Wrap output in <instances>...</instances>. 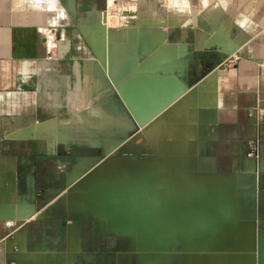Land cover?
<instances>
[{"label":"crops","instance_id":"crops-1","mask_svg":"<svg viewBox=\"0 0 264 264\" xmlns=\"http://www.w3.org/2000/svg\"><path fill=\"white\" fill-rule=\"evenodd\" d=\"M100 24L103 60L92 39ZM198 49L228 57L191 139L194 167L240 177L237 218L238 200L253 198L243 213L264 222V0H0V264H142L137 239L70 200L66 188L95 155L37 137L34 124L95 94L94 77L113 87L109 67L127 102L163 103L177 93L183 56ZM252 172L263 181L255 194L242 178ZM198 251L159 264H241L240 255Z\"/></svg>","mask_w":264,"mask_h":264},{"label":"rangeland","instance_id":"rangeland-1","mask_svg":"<svg viewBox=\"0 0 264 264\" xmlns=\"http://www.w3.org/2000/svg\"><path fill=\"white\" fill-rule=\"evenodd\" d=\"M127 13L129 15L125 16L131 19L133 15L131 13L133 12L128 11ZM132 20L130 21L132 22ZM113 22L112 19L109 21V23ZM104 25L100 24V26L98 25L96 27V35L92 38L93 43L98 51H100V58L102 60L104 59L101 50L104 41L102 32L106 30V26ZM130 30H132L131 34H133L134 28L130 27ZM109 33L112 34V31L110 30ZM97 37L98 39H95ZM117 54L116 49V52L114 50L111 54L109 53V58L113 61L116 57H119ZM160 59L158 55L154 60L157 62L161 61ZM150 61L152 62L153 60ZM190 63L194 66L192 58H189L187 54L185 58L183 56V66L181 71L178 72V77L182 80L178 83L177 93L175 95H169L168 98L165 97L166 100L163 103L157 101L155 104L151 102L150 104L147 102L143 104L142 102L139 103V99L137 100L136 98L135 103H131L130 101L125 102V99L117 93L114 86H109L108 80L104 77L99 79L98 77H94L97 88L95 90V85L93 86L95 94L90 95L86 93L80 97L82 99L79 102L75 104L70 103L72 106L71 109L69 108L70 112L66 113L62 118H50L44 120L43 122H48L43 124H34L37 132L35 135L39 138L51 140L52 142L53 140H60L61 142L71 143L75 146L74 148L80 149L81 154L84 156L87 154L95 155L92 159L86 158L88 160L87 163H85V166L84 164L82 165L80 172L66 188L71 193L70 200L76 206L91 211L101 217H103V212L108 216L106 208L109 204L114 203L116 200H121L123 197L124 200H129L128 202L131 205L130 211L134 214L132 218L137 215L140 216H137L136 219L131 218L128 221L126 220L127 224L125 223L127 226L125 228L126 231L131 232H127L129 233L128 235L134 239L138 238L139 251L137 249L134 250V255L138 262L142 263L140 260L142 259L143 261L156 263L169 255L171 259L176 258L178 256L176 254L182 250L181 245L178 244L181 243L185 251H192L193 254H196V251H200V249H205L209 252V258L213 255H218L223 258L240 255L242 257V260L240 259L241 264H264V222L258 219L256 220L253 217H248V214L243 213V208L244 210L245 208L250 210L249 205L252 206L253 198L238 200L240 206L242 204V212L232 225L223 230L222 234L217 235L225 226V222L217 230L219 232L216 234L209 232L207 234L205 233V235L202 234L204 235L202 236L203 240L201 237H198L201 243L206 241L199 249L190 250L196 248L201 243L198 241V243H193L192 245L184 244V241L180 239L179 232L176 231L177 220L188 219L191 215L198 218L199 216L195 211L209 201L223 202L227 206L233 203L235 210L236 201L234 195L236 196L237 190L241 185L240 177L236 175L209 174L199 172L194 167L191 139L197 134L198 124H202L204 121V115L201 110H204L203 107L206 110L210 109L209 107L212 102L210 83L214 78L212 74L215 72V69L209 71L206 65L200 67V62L199 69L201 75L196 76L195 69H191ZM109 74L111 75L110 69ZM98 83L100 84L98 85ZM131 86L132 84L129 85L127 91L131 90ZM145 87H148V90H152L149 82ZM185 87L187 90L182 92ZM119 89L121 90V88ZM105 90L108 91L109 96H105ZM121 91L123 94V90ZM164 94L166 93L164 92ZM205 97L207 101L201 100ZM106 98L108 99L107 101ZM133 98L131 94L128 97L129 100ZM127 105L132 108L135 117L131 114ZM104 114L109 115L110 118L102 117ZM98 115L100 116L97 117ZM119 124L121 125L118 126ZM153 126H155V130L150 138L148 130ZM84 156L81 157L82 160L85 158ZM242 178L245 179L244 176ZM246 178L249 181V183L246 182V186L250 193L255 194L256 188L263 185L258 175L252 177L247 175ZM167 180L171 182L167 183ZM215 180L224 183L221 185L220 183L213 185ZM172 182H178L177 184L189 188L198 186L211 187L213 185V189L207 190L209 192L207 194L208 197L200 203L201 206L188 205L187 208L190 209L186 208L177 217L174 216V223L171 226H164V220L166 218L168 220H172L173 218L172 214L174 211H172V206L167 204L172 203V201L167 200L164 202L165 207L160 210L157 205L159 204L157 194L161 193L159 189L161 185H169ZM144 194H149L148 196L150 197H147V195L144 196ZM213 195H215L214 198H211ZM225 199L227 200L225 201ZM146 202L152 203L151 206L153 208L150 213L144 212V203ZM173 203H176V201ZM136 205H139V207L137 208ZM136 209H139V211ZM234 210L229 213V216L232 215V218ZM142 212H144V215ZM141 218H144L143 220L145 221H142ZM137 219L141 223L139 222L138 224ZM151 219L154 224L153 229L149 231L147 226L151 222ZM166 227L170 229L166 230ZM154 229L156 230L155 232ZM159 232H167L168 237L170 239L172 238L170 242L173 243L169 246H159L157 242ZM215 235L217 236L207 240L208 237ZM142 242L144 246H142ZM176 244L175 251L171 254ZM210 264L218 263L210 262ZM220 264L232 263L226 262Z\"/></svg>","mask_w":264,"mask_h":264},{"label":"bare ground","instance_id":"bare-ground-1","mask_svg":"<svg viewBox=\"0 0 264 264\" xmlns=\"http://www.w3.org/2000/svg\"><path fill=\"white\" fill-rule=\"evenodd\" d=\"M131 14H133V13H131ZM97 29V28H96ZM132 30H130V34L132 33L131 32ZM127 33V32H126ZM95 39H98V37L97 38H95ZM100 52V51H99ZM166 52L168 53V54H170L171 53V51L170 50H167L166 49ZM112 53V52H111ZM110 53V54H111ZM171 55V54H170ZM117 56V55H116ZM114 58V57H113ZM117 58V57H116ZM115 58V59H116ZM119 58V57H118ZM110 69V68H109ZM209 96V95H208ZM208 96H206V97H208ZM204 98V99H201V100H205V101H207V98ZM201 98H203V97H201ZM187 102V101H186ZM185 103V102H184ZM203 103V102H202ZM174 106V105H173ZM97 109V108H96ZM192 112H193V110L192 109H190ZM97 111V110H96ZM169 111V110H168ZM202 112L204 111V110H201ZM210 111V110H209ZM211 112V111H210ZM169 113V112H168ZM98 114V113H97ZM203 114V113H202ZM95 115V114H94ZM100 115H98L97 117H99ZM203 116V115H202ZM201 116V117H202ZM102 117H105V118H110V116L109 115H102ZM112 119V118H111ZM116 121V120H115ZM198 122V121H197ZM116 123V122H115ZM115 125H117V124H115ZM121 124H119L118 126H120ZM151 127V126H150ZM155 126H153L152 128H149L150 130H148V135H149V137L151 138V135L153 134V131L155 130V128H154ZM147 137V136H146ZM224 175V174H223ZM155 179V178H154ZM170 179V178H169ZM241 179V178H240ZM239 179V180H240ZM220 180H222V179H220ZM148 181V180H147ZM143 182H145V181H143ZM142 182V183H143ZM153 182V181H152ZM167 183H169V182H171L170 180H167L166 181ZM236 182V181H235ZM140 183V182H139ZM149 183V182H148ZM172 183H174L173 185H171ZM172 183H170L169 185H167V184H163V185H161L160 187H159V189H160V191H161V193H159V194H157V198H158V203L159 204H157L158 205V207H159V209L161 210V209H163L164 207H165V203L164 202H166L167 200L168 201H172V203H167V204H169V206H172V211H174V213L172 214L173 215V218H172V220H168L167 218L164 220V226H171L173 223H174V219H175V217H177L178 215H179V213L181 212V211H183L184 209H186L187 207H188V205H190V204H193V205H200V203L202 202V201H204L208 196H207V194L209 193L207 190H211V189H213V185L214 184H217L218 185V183H220V185L221 184H223L224 182H222V181H214V183H213V185L211 186V187H184V186H181V185H179V184H177L176 182H172ZM150 189V188H149ZM155 191V190H154ZM232 193V192H231ZM114 195V194H113ZM147 195V194H146ZM145 194H144V196H146ZM149 195V194H148ZM147 195V197H150V196H148ZM153 195V194H152ZM103 196V195H102ZM108 196H110V195H108ZM154 196H156V194H154ZM214 196L215 195H213L211 198H214ZM221 196V195H220ZM111 197V196H110ZM127 197V196H126ZM224 197V196H223ZM222 197V198H223ZM232 197V196H231ZM234 197H235V201H236V196L234 195ZM109 198V197H108ZM108 198H106V199H108ZM129 198V197H128ZM139 198V197H138ZM141 198V197H140ZM221 198V197H220ZM230 198V197H229ZM99 199V198H98ZM119 199H121V198H119ZM210 200V199H209ZM213 200V199H212ZM227 199H225V201H226ZM129 201V200H128ZM127 200H124V197H123V199H121V200H116L114 203H112V204H109L108 206H107V213H108V216L107 217H109V224L114 228V229H120V230H125L126 231V225H125V223L127 224V222H126V220L128 221V220H130L131 218H132V215H134L133 213H132V211H130V209H131V205H130V203L128 202ZM157 201H156V203H157ZM174 201H176V203H173ZM207 201H208V199H207ZM229 201H231V200H229ZM110 202V201H109ZM104 203V202H103ZM127 203H128V205H127ZM151 204L152 203H148V202H146V203H144V212H147V213H150L151 211H152V206H151ZM203 204V203H202ZM236 204V203H235ZM107 205V204H106ZM168 206V207H169ZM201 206V205H200ZM135 207V206H134ZM136 207L138 208L139 207V205L137 206L136 205ZM135 207V208H136ZM192 207V206H191ZM234 205H233V203L232 204H228V206H227V204L225 205V203H220L219 201L218 202H216V201H209V202H207V203H205L204 205H202L201 207H200V209H198L197 211H195V213L199 216L198 218H196V217H193L192 215H191V217L190 218H192V220L189 222V224L185 227V228H183V231L182 230H180V231H178V229L176 230V231H178L179 232V234H180V239H183V241H184V244L186 243V244H188V245H192L193 243H198V241H199V238L198 237H201L202 238V240H203V237L202 236H204L205 235V233L207 234V232H209V233H212V234H216L217 232H219V231H217L218 229H220L221 228V226L224 224V222H225V226L220 230V232L219 233H217V235H220V234H222V232H223V230L226 228V227H229L230 225H232V223L234 222L233 220H235L236 219V209L234 210ZM133 208V207H132ZM188 209V208H187ZM123 210V211H122ZM137 211H139V209H136ZM141 211H143L142 209H140ZM154 210V209H153ZM195 210V209H194ZM234 210V212H233V218L231 217V216H229V213H231L232 211ZM240 210V209H239ZM136 211V212H137ZM121 212H123V214H121ZM144 212H142L143 213V215H144ZM192 212H193V210H192ZM135 213V212H134ZM140 214H141V212H140ZM146 214V213H145ZM147 215V214H146ZM188 215V214H187ZM138 216V215H137ZM137 216L136 217H134L135 219L137 218ZM175 216V217H174ZM196 216V215H195ZM138 217H140V216H138ZM231 217V218H230ZM134 218H132V219H134ZM139 219V218H138ZM137 219V220H138ZM142 219V221H145V220H143L144 218H141ZM147 219V218H146ZM188 219H189V217H188ZM185 219H179V220H177L176 222H177V226H176V228H178L179 226H180V222L181 221H184ZM226 220H227V223H226ZM147 221H148V219H147ZM131 222H132V220H131ZM130 222V223H131ZM134 222H135V220H134ZM133 222V223H134ZM139 222L141 223V221L140 220H138V224H139ZM132 223V224H133ZM144 223V222H143ZM138 224H136L137 226H138ZM153 222H152V219H151V222H149V225L147 226L148 228H149V231H150V229L152 230L153 229ZM128 225H130V224H128ZM141 225V224H140ZM132 226V225H131ZM136 226V227H137ZM144 226V225H143ZM134 227V226H133ZM166 230H168V229H170V228H168V227H166L165 228ZM156 230L154 229V232H155ZM160 233V232H159ZM167 232H164V233H160L159 234V236H158V243H159V246H169V245H171L173 242H170L169 240H168V235L166 234ZM135 234V233H134ZM202 234H204V235H202ZM154 235H156V234H154ZM217 235H215V236H210V237H208V239L207 240H210V238H212V237H216ZM152 236V235H151ZM209 236V235H208ZM185 237V238H184ZM155 238V237H154ZM201 240V239H200ZM169 241V242H168ZM187 241V242H186ZM157 242H156V244H157ZM200 243H201V241H199ZM206 241H204L203 243H201L200 245H198L196 248H192V249H190V250H193V249H199L200 247H202L203 246V244L205 243ZM142 244V246H144L143 245V242L141 243ZM197 245V244H196ZM147 246V245H146ZM164 249H165V247H164Z\"/></svg>","mask_w":264,"mask_h":264},{"label":"water","instance_id":"water-1","mask_svg":"<svg viewBox=\"0 0 264 264\" xmlns=\"http://www.w3.org/2000/svg\"><path fill=\"white\" fill-rule=\"evenodd\" d=\"M124 15H126V12L124 13ZM105 20H106V13H103V21H105ZM188 57L193 59V65H194V66H192V64L190 63V64H191V65H190L191 69L194 68V69H195V74H196V76H200V75H201V71H200V69H199V64H200V62L203 63V64H205L206 66H208L209 71H212V70L215 69V72H213V74H212V75H215V74H216V70H217V68L221 65V62H222L225 58H227L228 56L225 55V54L213 55L212 53H209V52L206 51V50L198 49V50H195V51H193L192 53H190V54L188 55ZM109 76H110L111 82L113 83L114 88L116 89L117 93H119V95H120L123 99H125L124 95L121 93V90H120L119 87L115 84V80L112 78V76H111L110 74H109ZM210 77H211V76H210ZM186 90H187V88L185 87L184 90H183L182 92H185ZM125 102H127V101L125 100ZM127 108L129 109V111L131 112V114L135 117V115H134V113H133V111H132V108H131L130 106H128V105H127ZM160 110H161V108H160ZM203 115H204V116H203V120H205V119H207V117H210V112L207 111V110H204V111H203ZM199 126L202 127L201 124H199ZM246 176H247V174L244 175L245 180H247ZM252 176H257V174H256L255 172H252L251 177H252ZM258 176H259V175H258ZM68 192H69V191H68ZM69 194H71V193L69 192ZM188 209H190V208H188ZM99 210H100V208H99ZM166 210H167V207H166ZM87 211H88V210H87ZM100 211L103 212L102 210H100ZM122 211H123V210H122ZM88 212H91V211H88ZM91 213H92V214H95V213H93V212H91ZM121 214H123V212H121ZM102 218L105 219L106 224L108 225V227H109L111 230H113V231L120 230V229H114V228L109 224V217H107V216L105 215L104 212H103V217H102ZM236 219H237V216H236ZM236 219H235V220H236ZM235 220H233V221H235ZM118 232L127 233V232H129V231L120 230V231H118ZM129 233H131V232H129ZM129 233H127V234H129ZM133 234H134V233H133ZM135 235H136V234H135ZM136 239H137V241H138V238H136ZM178 244L181 245V249H182L181 251H185L184 248L182 247V244H181V243H178ZM176 246H177V244L174 246L173 250L171 251V254L174 253V251H175V247H176ZM136 249L139 251V245H137ZM137 255H138V254H137ZM169 256H170V255H169ZM169 256L166 257V258H164V259H162V260H160V261H158V262H156V263L149 262V261H143L142 259L139 258V256H138V258L142 261V264H159V263H163V262L168 261V259L170 258ZM161 261H162V262H161Z\"/></svg>","mask_w":264,"mask_h":264},{"label":"flooded vegetation","instance_id":"flooded-vegetation-1","mask_svg":"<svg viewBox=\"0 0 264 264\" xmlns=\"http://www.w3.org/2000/svg\"><path fill=\"white\" fill-rule=\"evenodd\" d=\"M260 179L262 180V177H260ZM263 182V181H262Z\"/></svg>","mask_w":264,"mask_h":264},{"label":"built area","instance_id":"built-area-1","mask_svg":"<svg viewBox=\"0 0 264 264\" xmlns=\"http://www.w3.org/2000/svg\"><path fill=\"white\" fill-rule=\"evenodd\" d=\"M45 30V29H44Z\"/></svg>","mask_w":264,"mask_h":264}]
</instances>
